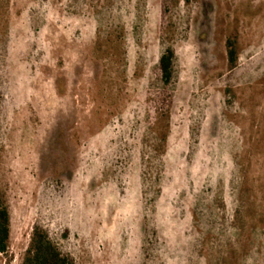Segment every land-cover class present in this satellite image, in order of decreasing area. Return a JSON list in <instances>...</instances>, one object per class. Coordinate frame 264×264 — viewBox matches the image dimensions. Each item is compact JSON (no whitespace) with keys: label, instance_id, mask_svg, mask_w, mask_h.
I'll return each instance as SVG.
<instances>
[{"label":"rangeland","instance_id":"1","mask_svg":"<svg viewBox=\"0 0 264 264\" xmlns=\"http://www.w3.org/2000/svg\"><path fill=\"white\" fill-rule=\"evenodd\" d=\"M0 194V264H264V0H0Z\"/></svg>","mask_w":264,"mask_h":264},{"label":"trees","instance_id":"2","mask_svg":"<svg viewBox=\"0 0 264 264\" xmlns=\"http://www.w3.org/2000/svg\"><path fill=\"white\" fill-rule=\"evenodd\" d=\"M227 61L230 68L235 66L237 52L234 41L228 39L225 44ZM174 52L166 47L158 59V70L162 83L168 85L173 78ZM10 215L9 208L0 194V254L6 256L9 249ZM21 264H74L73 259L63 254L50 239L47 231L34 225L24 252Z\"/></svg>","mask_w":264,"mask_h":264}]
</instances>
